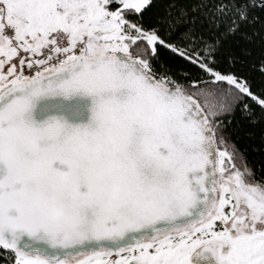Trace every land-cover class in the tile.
Returning <instances> with one entry per match:
<instances>
[{"label":"snow or ice","instance_id":"obj_1","mask_svg":"<svg viewBox=\"0 0 264 264\" xmlns=\"http://www.w3.org/2000/svg\"><path fill=\"white\" fill-rule=\"evenodd\" d=\"M257 77L264 0H0V264H264Z\"/></svg>","mask_w":264,"mask_h":264},{"label":"trees","instance_id":"obj_2","mask_svg":"<svg viewBox=\"0 0 264 264\" xmlns=\"http://www.w3.org/2000/svg\"><path fill=\"white\" fill-rule=\"evenodd\" d=\"M255 86L257 88L264 86V81H261L258 77L255 81ZM251 132L253 134L252 138H247L245 136L244 139H242L241 143L249 146L250 148V160L256 161V167H259V161L261 159V153L260 152H253L251 151L252 147H256L260 145V136H261V128L259 126L255 128H250L247 125H243L241 128V135L244 136L245 133Z\"/></svg>","mask_w":264,"mask_h":264}]
</instances>
